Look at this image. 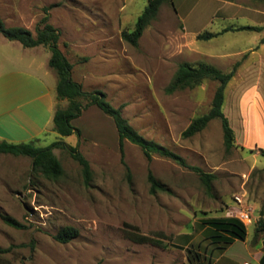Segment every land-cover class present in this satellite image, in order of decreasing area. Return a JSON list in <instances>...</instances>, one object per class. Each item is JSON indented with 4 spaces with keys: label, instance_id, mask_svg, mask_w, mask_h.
Listing matches in <instances>:
<instances>
[{
    "label": "rangeland",
    "instance_id": "rangeland-1",
    "mask_svg": "<svg viewBox=\"0 0 264 264\" xmlns=\"http://www.w3.org/2000/svg\"><path fill=\"white\" fill-rule=\"evenodd\" d=\"M147 4L148 0H0V17L5 26L34 34L44 9L56 5L48 10L49 23L60 32L59 49L72 65V80L81 82L85 91L102 92L145 140L213 175L210 190L197 174L158 155L148 161L139 147L125 141L128 177L113 121L93 107L75 122L80 138L54 132L30 141L42 148L56 141L76 147L90 166L87 186L80 166L61 149L53 150L63 170L56 180L32 175L29 158L0 155V215L24 226L10 227L0 217V248L13 247L0 254V264H257L255 252L264 241V154L259 151L264 153V30L228 32L211 40L196 36L261 26L264 16L254 14L253 8L264 13V2L165 1L133 47L120 33L133 30ZM182 27L197 35L185 36ZM45 52L50 54L44 47L38 54L0 35V73L25 70L35 61L38 65L27 70L41 75L47 69L57 82ZM181 63H203L223 73L239 63L223 105L234 133L229 153L224 151L218 120L191 138L182 137L193 119L209 111L218 84L205 81L167 95L165 88ZM66 107L61 102L56 106ZM149 172L163 191L150 194ZM235 198L251 211L254 222L245 227L244 241L222 250V241L212 242L215 232L208 221L225 217ZM126 225L141 235L162 234L165 248L132 242ZM65 227L76 229L78 235L60 244L54 236Z\"/></svg>",
    "mask_w": 264,
    "mask_h": 264
},
{
    "label": "trees",
    "instance_id": "trees-1",
    "mask_svg": "<svg viewBox=\"0 0 264 264\" xmlns=\"http://www.w3.org/2000/svg\"><path fill=\"white\" fill-rule=\"evenodd\" d=\"M171 0H148V4L137 18L133 30H122L120 38L122 41L130 44L133 47L138 45L144 30L156 18L158 9L162 3ZM264 2V0H253ZM51 5L44 9V16L37 23L34 34L23 27H7L0 17V35L10 42H17L23 48L44 47L49 53L47 65L56 74V98L58 100L67 101V107L64 109L56 108L52 118L54 131L59 137H69L73 134L80 138V131L72 125V121L79 118L83 111L90 107L98 108L105 116L109 117L115 126L118 134L119 152L121 161L124 165L129 177V169L123 161V143L129 142L140 148L145 158L149 161L152 155L169 159L176 165L187 169L190 172L198 175L201 184L206 190H210L213 175L203 173L200 169L186 164L184 159L175 153L157 145L154 142L145 140L138 135L128 123L121 117L120 110L114 109L105 101V95L100 91H85L81 84L72 80V65L69 63L65 55L59 49L60 32L49 23L48 10L55 7ZM264 27L256 26H239L228 27L218 33L204 32L196 36V40H211L228 32H257L260 33ZM264 43V38L261 41ZM84 61L87 59L84 58ZM239 63H236L233 69L227 73H223L213 66L200 63L197 66H192L188 63H181L173 77V80L165 88V93L171 95L177 91L184 89H193L200 86L205 81H212L218 84L211 102L209 111L191 121L188 127L183 131V138H191L202 132L212 120L220 122L223 147L226 153H229L234 148V133L229 125V121L223 113V105L225 100V89L227 84L235 75ZM54 149L65 151L70 158L75 161L81 168L84 185H88L91 179V170L88 161L78 152L76 147H70L63 142L56 141L47 147H37L34 142L28 143H9L0 141V155H9L14 157H25L31 160V174L41 175L50 180L58 179L62 173V167L54 155ZM259 151L263 153L261 149ZM147 181L150 186L149 192L151 195L159 191H163L162 185L156 180L151 172L147 175ZM3 222L13 228H24L23 225L7 215H0ZM212 227L213 233L210 237L212 242H221L225 245L221 247L225 250L227 246L235 241H244L246 237L245 226L238 220L222 217L217 220L208 221ZM261 228L263 225L259 221ZM131 231H128L127 237L136 244H152L157 247L165 248L163 243V235L157 234L155 237L141 235L138 229L134 226L126 225ZM78 235L74 228L65 227L57 235L54 240L60 244H68ZM24 245L18 246L23 247ZM30 247L33 245L31 243ZM13 247L8 249L0 248V254H7ZM197 256L194 258L196 259ZM99 264V263H97Z\"/></svg>",
    "mask_w": 264,
    "mask_h": 264
},
{
    "label": "crops",
    "instance_id": "crops-1",
    "mask_svg": "<svg viewBox=\"0 0 264 264\" xmlns=\"http://www.w3.org/2000/svg\"><path fill=\"white\" fill-rule=\"evenodd\" d=\"M253 13L264 16V13L254 8ZM262 25L256 27H264V24ZM182 29L185 36L197 35V33H187L184 27ZM40 48L25 49L36 50L40 54ZM47 53H42L46 57V64L50 57ZM37 65V62L32 61L27 65V69ZM27 69L0 73V141L14 144L28 143L32 140L38 142L39 137L54 133L52 118L58 102H61L62 108L67 104L65 100L56 99V82L54 77H50L53 75L47 69L41 75ZM77 83L81 84L78 81ZM92 108L83 111L79 118L72 121V125L77 128L75 122L83 118ZM260 244V248L255 252V261L257 264H264V241Z\"/></svg>",
    "mask_w": 264,
    "mask_h": 264
},
{
    "label": "built area",
    "instance_id": "built-area-1",
    "mask_svg": "<svg viewBox=\"0 0 264 264\" xmlns=\"http://www.w3.org/2000/svg\"><path fill=\"white\" fill-rule=\"evenodd\" d=\"M225 217L238 220L245 227L251 225L254 222L251 211L245 207H242L241 200L238 198H235L232 205H229L226 208Z\"/></svg>",
    "mask_w": 264,
    "mask_h": 264
}]
</instances>
